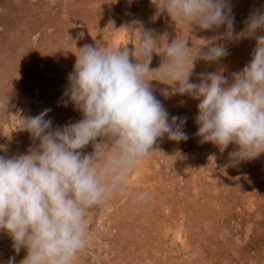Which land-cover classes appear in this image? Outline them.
<instances>
[{
  "label": "clouds",
  "instance_id": "clouds-1",
  "mask_svg": "<svg viewBox=\"0 0 264 264\" xmlns=\"http://www.w3.org/2000/svg\"><path fill=\"white\" fill-rule=\"evenodd\" d=\"M152 20L166 14L172 21L197 26L200 31L224 32L202 40L158 35L133 20L122 26L135 41L77 48L67 76L63 105L81 114L75 122L53 125L50 109L21 117L17 130L32 143L23 153L8 154L0 144V233L12 241L15 264H74L86 246L87 213L126 190L128 177L151 152L158 139L183 142L186 117L170 116L154 94L152 81L170 85L167 95L198 100L194 117L201 143L222 153L229 145V164L236 166L264 154V6L250 11L240 31L230 0H151ZM254 40L250 61L225 75V68L199 73L196 61L217 63L229 54L227 45ZM153 53L162 57L150 69ZM92 145L93 151L82 150ZM139 191L134 200L146 202Z\"/></svg>",
  "mask_w": 264,
  "mask_h": 264
},
{
  "label": "rangeland",
  "instance_id": "rangeland-1",
  "mask_svg": "<svg viewBox=\"0 0 264 264\" xmlns=\"http://www.w3.org/2000/svg\"><path fill=\"white\" fill-rule=\"evenodd\" d=\"M230 3L236 31L250 11L264 6V0ZM154 13L151 0H0V144L8 154L23 153L32 143L27 132L17 130L21 117L50 109L45 118L54 126L81 118L71 104L63 105L77 48L128 43L131 50L135 41L121 27L133 20L167 34L169 42L188 37L189 46L191 39L202 44L199 39L224 32L200 31L166 14L153 21ZM254 46V40L232 42L219 64L196 61L192 80L218 67L225 75L241 70ZM161 62L153 53L150 69ZM164 83L151 82L154 94L170 116L187 118L183 130L189 138L158 139L156 151L128 177L126 190L89 210L86 246L74 264H264V154L227 166L234 146L221 153L201 143L194 121L199 101L166 96L172 86ZM92 151L91 144L82 150ZM139 191L149 193L146 202L134 200ZM11 245L0 233V264L14 255ZM25 255L24 249L15 254V264Z\"/></svg>",
  "mask_w": 264,
  "mask_h": 264
},
{
  "label": "bare ground",
  "instance_id": "bare-ground-1",
  "mask_svg": "<svg viewBox=\"0 0 264 264\" xmlns=\"http://www.w3.org/2000/svg\"><path fill=\"white\" fill-rule=\"evenodd\" d=\"M154 153V152H153ZM147 159V158H146ZM149 160V159H148ZM147 162V161H146ZM145 167V166H144ZM146 227V226H145ZM178 233V232H177Z\"/></svg>",
  "mask_w": 264,
  "mask_h": 264
}]
</instances>
